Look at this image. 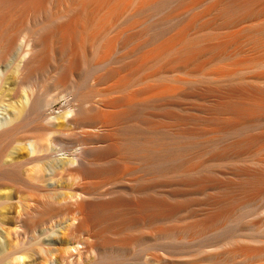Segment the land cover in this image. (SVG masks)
Here are the masks:
<instances>
[{
    "label": "bare ground",
    "instance_id": "6f19581e",
    "mask_svg": "<svg viewBox=\"0 0 264 264\" xmlns=\"http://www.w3.org/2000/svg\"><path fill=\"white\" fill-rule=\"evenodd\" d=\"M7 97L0 207L22 205L0 255L264 264V0H0ZM56 177L70 191L41 196Z\"/></svg>",
    "mask_w": 264,
    "mask_h": 264
},
{
    "label": "rangeland",
    "instance_id": "374dc122",
    "mask_svg": "<svg viewBox=\"0 0 264 264\" xmlns=\"http://www.w3.org/2000/svg\"><path fill=\"white\" fill-rule=\"evenodd\" d=\"M15 53H16V51H13L9 55L8 59L4 63L1 64V66L4 67L12 59V57L15 55ZM23 87L24 88L21 87L20 90L23 93V95H25L26 94V91H24V90L26 89V87L25 86H23ZM18 99H20V97ZM11 100L13 101L14 99H11ZM11 100H10L9 97H7V101H4V103H1V106H0L1 107V109H0V112H1L0 113V116H3L7 111H9L8 105L11 103ZM14 102H15V100H14ZM65 105H66V101L65 100H59V101H57L52 106V108L50 109V113L53 114V117H56V116L60 115L61 113H63ZM3 112H5V113H3ZM15 137H16V139H14ZM15 137L12 138L13 139V142H12V139L10 141V143L12 142L11 143L12 144L11 146L13 148H11V146H10V149L8 148L6 150L7 152L4 153L3 160H5V159L8 158V156H9L8 154L11 152V149H14L15 146L18 147V145H20L18 143V141L20 139L18 138V136H15ZM70 157H72L71 153H58L56 155V159L57 160H65V159H68ZM27 166L28 167H26V166L25 167L24 166L19 167L18 169H16V172L15 173H17V175H19V176H25V175H27V173L29 172V170H27L29 168V165H27ZM42 183H41L42 186L37 190L38 193L41 191L39 193L41 196H46V195L48 196L49 195L50 197L52 196V197H58L59 198L60 196H62L63 194H65V192L68 193L70 191V189H69L70 184H69V182H67V179L65 177H63V178L62 177H56L52 181H48V182L47 181H43ZM48 193H50V194H48ZM20 196L22 197V194H20L19 192H16V191L14 192V190H13V192H12V194L10 196V201H8L4 205H2L3 207L7 208V212L5 213V217H6V225H5V227H6L7 231H11V230L13 231V229L15 228L14 225L16 224V222H15L14 218H15L16 212L20 210L21 205H22L21 204V201H19V200H21ZM2 206L0 208H2ZM263 213H264V210H263ZM10 239L12 240V241L10 240V243H12V244L17 243L18 242L17 234H15V233L12 232V234L10 235ZM37 246H39V245L31 244V246L29 245V247H13L14 249L12 247H8L7 251L3 255H0V264H11L10 261L14 257V256L12 257V255H14L16 252H18L20 248H21L20 251L23 248V250L21 252H25L24 250H26V249H27L26 251L29 250V252H25L26 253L25 254L26 260L25 261H26L27 264H39V263L40 264H52V262L48 260V257L45 256V254L43 255L42 254L43 252H41V250H40V249H42L44 247L39 248ZM9 249H11V250H9ZM171 249L172 248H169L168 250L171 253H173V255H175L174 258L175 257L177 258V256H178L177 254H179V251H178L179 249L177 250L176 248H174L177 251L176 250H173V249L171 250ZM146 254L147 253L145 252L144 249L139 248L132 255L127 256L128 257V259L126 260L127 262L125 261L124 263L125 264H147V263L150 264L149 261H146V260H148V255H146ZM31 255H33L35 257L33 258V257H31ZM55 259L56 258H53V261H54L53 263H55ZM129 259H130V262L128 261ZM151 264H153V263H151Z\"/></svg>",
    "mask_w": 264,
    "mask_h": 264
}]
</instances>
